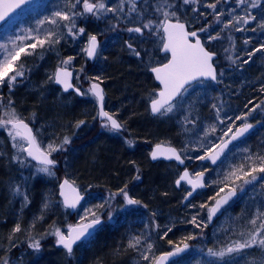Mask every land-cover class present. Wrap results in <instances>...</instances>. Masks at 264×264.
I'll return each instance as SVG.
<instances>
[{
	"label": "rangeland",
	"instance_id": "obj_1",
	"mask_svg": "<svg viewBox=\"0 0 264 264\" xmlns=\"http://www.w3.org/2000/svg\"><path fill=\"white\" fill-rule=\"evenodd\" d=\"M84 1L69 0L70 6L67 10L63 2L59 0H37L29 6L23 7L24 9L16 15L14 14L0 30V155H2V151L5 152L6 150L14 152L13 156L8 158L5 163L6 167L8 165L10 167V169H7L8 173L6 174L4 168L0 169V182L5 176L12 178L9 182L4 183L5 186L2 192L4 197L0 195V202L4 205L6 213H9L5 217L13 219L14 222H17L18 217L19 219L22 216L24 217L25 213L28 215L24 217L22 224L27 227L26 232L30 233L33 228L31 221H29V216L33 213L32 211L30 212V208L35 205V202L31 201V197L23 188L24 186H19L18 189V187L13 185L16 179L12 175L20 170V163L19 166L17 163L21 162L22 165L26 162L24 170H22L23 176L25 171L28 170L34 172V177L41 179L43 177H49V179L55 177L62 180L65 177L73 183L79 179L80 182H77L81 184V187L77 186L87 195L88 199L74 217L71 215V225H79L89 220L100 218L103 219L104 224L91 237L92 239L90 238L88 241L77 244L71 251L63 244L66 235H63L60 231L52 233L54 245L46 249L44 246H36L39 251L44 252L42 255L36 254L35 259L28 264H70V262H73V264H95V259L100 256L102 257L99 260L100 262L105 261L107 258L111 260L112 246L110 243L103 242L102 238H100V235L106 231L112 235L120 232V238H117L114 243L123 254L126 250L128 251V253H125L126 255L122 256L118 264H152L155 258L164 251L162 239L158 238L159 233L168 229V232L174 233L173 237L178 238L180 234L176 230L182 227L183 220H180L179 217H174L172 224L162 222V213L168 212L169 216V213L174 211L173 209L168 211L155 209V214L158 215V220L161 222L159 223L155 217L151 216L152 219L148 220V226L143 220L138 222H134L133 219L128 220V217H131L136 212L135 208L124 202L126 196L130 195V193L121 188L111 191L109 187L105 186V183L100 182V180L97 181V178L93 182L90 180L84 181L83 177L79 178V170L74 167L76 161L83 159V164L86 167H91L92 165L94 167V164L98 165V163L102 164L100 159L109 154V144L119 142L109 133V128L105 129L108 127L107 124V126H102L97 121L98 113L94 103L96 99L90 91L91 82L96 79L106 88L108 87L109 90H113V81L109 80L110 78L105 79L103 76L105 68H103L102 63L106 60V54L112 50L111 39L115 36L121 34L125 38L129 54L136 56L139 50L137 44L139 45L141 42L137 36L138 29L147 25L150 31H156L157 27L161 26L165 19L177 18L182 14H185L188 20L192 17L194 19L198 10L201 11L202 8L203 10L210 9L211 14L216 13V20L212 23L214 25L210 24L211 30H213L214 26L218 27L219 25L231 27V24L226 23L224 20L225 18H230L233 19L232 24L236 23L239 32L248 30L250 33L253 31L251 26L254 20V9L264 3V0H211L210 2H203V0H151L140 6L133 5L131 0H90L87 4L93 3L97 7L91 17L88 16L87 4ZM232 3H236L238 7L229 10L230 8L227 5ZM81 5L83 15L87 16H81ZM238 8H241V10ZM205 10V14H209ZM199 13L202 14V11ZM242 19L243 23H246L244 26L241 22ZM177 20L179 21L180 19ZM57 22L66 26L69 25L70 28L65 32L57 31ZM81 22H84L83 25L85 26H82ZM91 33L94 34L90 35ZM93 35H96L99 39L100 46L97 56L98 64L90 71L91 78L86 76L84 72H80V68L76 69L77 60L72 58L70 60L71 65L67 66L76 70L78 87L83 92V98L78 101L79 105L77 107H75L73 96L63 97L59 91L53 89L46 91L44 85L41 83L39 85V82L36 83L30 78L31 69H29L28 64L30 65L36 52L49 48L51 45H53L52 49H55L59 43L63 42L65 44V41H67V43L70 42L73 45L83 44L87 56L89 39ZM131 43H135V45H130ZM242 45L245 44L242 42ZM225 56L226 66L235 67L238 65L234 61L235 52L232 48L225 50ZM145 65V69L141 65L144 71H147L152 66L149 63ZM225 70V68L220 69L223 76L227 72ZM147 84L144 90L145 96L150 94L151 83L149 79ZM205 89L206 86L202 88L199 86L187 90L176 104L159 116V121L174 119L175 122L180 121V124L188 128L184 132L188 133L187 137H190V139L189 142L181 146V153L189 160L192 175L197 174L198 171H204L208 176L207 185L209 192L200 193L197 204L205 201L204 199L211 201L216 195L227 191L228 188L221 189L220 187L221 183L227 179L228 181L231 180L228 178L230 174L236 175L233 187H236L235 189H237L239 196L227 209L218 214L219 216L212 225L209 224V217V222H206L204 227L203 222L202 224L195 223L184 229L186 234L194 232L196 228L199 229V232L195 234H200L202 231L205 233L202 232V236L199 239L200 243L192 246L189 253L183 256V259L181 258L182 261L178 264H264V184H261L260 180L254 182L252 178L248 179L247 169L243 168V166L240 167L241 164L248 162L247 165L251 175L257 171L259 174L263 173L264 130L254 133V141L257 138L258 142L254 143L253 140H250L232 148L218 167L204 168L199 166L197 160L204 154L195 156L196 152L205 147L206 153H210L234 128V120L226 116H223L222 123L217 121L218 125H216V121L215 123L213 121L214 124L212 125H208L210 123L207 122L204 128L203 125H195L191 116V112H194V102L203 100L204 103L205 101L207 106L204 103L203 107L210 108L209 112H212V105H209L208 102L210 103L213 96L208 91V94H206ZM154 98L153 93L150 100L152 101ZM141 104L143 107V103ZM23 115H31L30 125L35 131L40 148L52 155L54 160L58 162H60L61 158L63 159L64 162L61 163L60 170L41 165L33 168L29 164L30 162L28 163L29 157L25 152L26 142L19 133L8 126L11 121L23 120ZM46 118H51L52 122ZM163 128H165L164 132L156 136V139L168 141L169 139L167 138L171 137V133L165 123ZM88 135L92 136L88 139ZM81 138H85L84 142L74 141V139L80 140ZM151 138L155 139V136H151ZM142 145L145 144L142 143ZM98 149H100V152L101 150H104V152H101L100 155ZM8 155L7 153L6 156ZM93 156L95 160L92 159ZM245 159L247 161H244ZM12 162L19 168L16 167L14 169ZM172 168V166L169 169L161 167L164 174L167 175L170 181H173L174 185L179 171L173 172ZM23 176H20V179H24ZM214 176L215 181H213ZM135 182L133 183L134 185ZM131 187L130 185L128 190ZM94 190H98L99 193L97 191L94 192ZM253 193L255 195H252ZM256 194L260 195V199L255 198ZM207 195L211 196V198ZM7 197H11V199L9 200ZM203 207H205L204 204L197 209L203 210ZM192 208L189 207L186 210L190 211ZM208 208L206 210L207 214L210 211V206ZM42 210L43 208L40 207V211ZM45 215L48 217L47 214ZM5 217L3 216V218ZM118 219H123V221L117 224L116 221ZM174 222H177V224L173 225ZM178 223H181V225ZM108 224L110 228L105 229ZM208 225H210V228L205 230ZM119 227L123 229L120 230ZM123 230L132 237L126 238L127 240L121 238ZM9 232L8 228L0 227V250L2 249V243L12 241V237H8L10 235L8 234ZM184 233L181 234L185 235ZM149 237L153 239L152 242ZM154 238L158 239V244L155 243ZM33 245L34 243L31 246L33 247ZM129 250L132 251L130 252ZM4 254L0 256V264H27V256L25 254L19 256L18 259H13L9 256H4L3 258ZM134 255H136V259H133Z\"/></svg>",
	"mask_w": 264,
	"mask_h": 264
},
{
	"label": "trees",
	"instance_id": "obj_2",
	"mask_svg": "<svg viewBox=\"0 0 264 264\" xmlns=\"http://www.w3.org/2000/svg\"><path fill=\"white\" fill-rule=\"evenodd\" d=\"M59 1L63 2L64 7H66L67 10L69 9V1ZM239 10H241V8ZM254 11V18L252 17L254 20L251 26L253 31L250 33L248 30L246 32L240 31L238 32L239 36L236 38V40L239 41V45L238 51L235 52L234 61L237 62L238 65L235 67L229 66V68H225V71H227L225 76L221 74L219 69L217 83H198L193 87L197 88L201 86L202 88L206 86V94L210 93V95L213 96L210 103L208 102L209 105H212V112H209L210 108L203 107L205 103V101L203 103V100L200 102H194L195 104L193 103L195 105L193 110L194 112H190L195 125H203L204 128L207 125V122L210 123L208 125H212L215 123V121L216 125H218L217 121L222 123L223 116H226L234 120V128L229 133V135L234 131L235 128L244 124L254 125L257 128L255 132L264 130V3H262L259 7H256ZM177 19L187 21L185 14L178 16ZM215 20L216 16L212 19V22H215ZM224 20L227 22V18ZM200 21H202V19H200ZM241 22L243 26L246 24L245 22L243 23V19ZM56 28L57 31L61 30L60 32H65L68 30V28H70V26H66L65 24L57 22ZM225 29L227 32H229L228 27H225ZM111 42L112 50L106 54V60L104 63H102V65L103 68H105V71L103 72L104 78H110L109 80L113 81L114 87L111 91L108 89V87L106 88L103 85L107 98L105 107L109 112L114 113L115 118L118 119V121L124 127V133L126 135L128 133V138L125 140L126 147H121L118 142H112L109 144L110 150L108 153L110 155L108 154L107 156H104L103 159H100L102 164L98 163V165L94 164V167L93 165L91 167H86L83 164L84 161H82V159L81 161L79 160L80 162L76 161L74 167L76 170H79L80 179L83 177L82 179L84 181L90 180L93 182L95 178H97V181H102L105 183V186L109 187L111 190L120 188V186L124 183L133 184L139 177H134L137 173L136 169L140 170L142 177H140L137 187H131L129 192L130 198L136 201L135 206L132 207L135 208L136 212H134L131 217L129 216L128 220L133 219L134 222L143 220L148 226V220L152 219L151 216L155 217V219L159 221L158 215L155 214V209H162L165 211L173 209L175 212L173 211L174 213H169V216L168 212L162 213V222L171 223L174 220V217H179L180 220H183L182 225L181 223H178L182 227L176 230V232H179L180 236H178V238L173 237L172 235H174V233L168 232V229L160 232L158 238L160 240L162 239L161 241L164 246L163 252L177 248L185 243L195 246L196 244L200 243L199 239L201 238L202 232L204 231H200V234H195L196 232H199V229L196 228L194 232H189L186 234L184 233V229L189 228V226L195 223L202 224L203 222L204 227L205 223H208L206 210L214 201L213 199H216L218 195H216V197H214L211 201H206V199H204L205 201L200 202V204H197L199 197L196 196L190 202L184 205L182 191L176 192L173 181H170L167 175L164 174L161 167H159L160 165L150 164V147L152 149L154 145L163 143L172 145L181 151V146L189 142L190 139V137H187L188 133L184 132V130L186 131L188 128L187 126L184 127L182 124H180V121L175 122L174 119H169V121L168 119H166V121H159L160 117H152L150 115L149 102L156 89V86L152 81L150 74L144 71L146 65L142 59V48H139L137 52L138 54L136 56L130 55L125 38L122 37L121 34L113 37ZM242 42L245 45H242ZM80 44L73 45L70 42L67 43V41H65V44L61 42L55 47V49H52L53 45H51L49 48H44L36 52L35 57L32 58L30 62V65L28 64L29 69H31L30 78H32L36 83L39 82V85L40 83L44 85L46 91L49 89L59 91V89L54 85V72L59 67L70 66V60L72 58L77 60L76 69L78 70L80 68V72H84L86 76L91 78L90 71H92L97 66L98 62L96 59L95 63H90L86 58L85 46ZM154 44L156 43L152 42L150 44V42L147 41L146 46ZM141 65L144 67V69ZM148 79L149 81L151 80V87L149 89L150 94L149 96H145L144 90L148 85ZM77 100H79V98ZM141 103H143V107H145L144 109ZM22 118L28 123L31 122V115H23ZM47 120L52 122L51 118H48ZM164 123L168 126L169 132L171 133V137L167 138L169 139L168 141L161 139L159 140V138L156 139V136L161 135L162 132H164ZM229 135L227 134L224 139H222V141L225 140ZM151 136H155V139L151 138ZM177 136L179 137L178 139ZM253 136L254 134L250 135L244 142L250 140H253L254 143L258 142L257 138L254 141ZM5 143L8 144L7 141H5ZM142 143L145 145H142ZM201 149H199V152H196L197 154H195V156L199 154L205 155L208 153H206L204 150L205 147H202ZM98 152L101 155V152H104V150H101L100 152V149H98ZM5 153H8L9 155L6 156ZM13 153L14 152H12V150L1 152L2 155H0V169L4 168L6 170V174L8 173L7 169H10V167L9 165L6 167L5 163L8 158L13 156ZM260 154L262 155V153ZM61 159L59 163L64 162L63 159ZM92 159L95 160V157L93 156ZM244 161L247 160L245 159ZM29 162L30 161H28V163ZM247 163L248 162L244 163L243 165L241 164L240 167L243 166V168L247 169L248 179L252 178L254 182L260 180L261 184H264V171L261 174H259L257 171L255 174L251 175ZM11 164H13L14 169H16L18 166L20 167H18L20 170H18L17 173L14 172L12 175L13 177L15 176L16 179L15 183H13L14 187H18L19 189V186H24L23 188H25L27 194L31 197V201L35 202V205L30 208V212L32 211L33 213L29 216V221H31L33 228L30 233L26 232L27 227L22 224L24 217L28 216L26 213L24 214V217H21L22 219H19L18 217L19 220L17 219V222H14L13 219H8V217H5L9 213H6L4 210V205H2L0 202V227L8 228L10 230L8 233L10 235L8 237H12L11 242L5 241V243H2L3 245L2 249L0 250V256L6 251L7 253L3 255V258L4 256H9L13 259H18L19 256L25 254L27 256L26 263L28 264L35 259L37 256L36 254L42 255L44 252L39 251L36 246H44L46 249L54 245L52 233H58L60 231L63 233V235L67 234L70 227L69 225L72 224V217L74 216L71 217L70 213L62 206L58 195L59 179H56L55 177L52 179H49V177H43L42 179L37 178L34 177L33 171L28 170L25 171L23 176L22 170H24L26 162H24L22 165L21 162H18V166L13 162ZM29 164H31L33 168H36V165L32 164L31 162ZM167 166L168 168L173 166L171 169L173 172L180 170L174 165ZM57 168L58 170L61 169L59 166ZM20 176H23L24 179H20ZM235 177L236 175L230 174L228 178L231 180L228 181L227 179L221 183L220 188H228V190L229 188L235 189L236 187H233V181ZM10 179L12 178L8 176H5V178L1 179L2 182H0V195L2 197H4L2 193L5 186L4 183L7 181L9 182ZM77 181L80 182V180L77 179L75 181L76 185L80 186L81 184H79ZM213 181H215V176L213 177ZM209 195L207 196L209 197ZM252 195H255V193ZM209 198H211V196ZM255 198L260 199V195L256 194ZM7 199L10 200L11 197H7ZM203 204L205 205L203 210L197 209ZM40 207L43 208L42 211H40ZM189 207H193L192 210H186ZM45 214H47L48 217ZM3 216L5 218H3ZM123 219H118L116 221L117 224L118 222L123 221ZM25 221L28 223L27 220ZM160 222L161 221H159V223ZM175 224H177V222L173 223V225ZM209 226L210 225L206 226L205 230H208L210 228ZM109 228L110 226L108 224V227L105 229ZM173 228H175V226H173ZM109 233H107V231L104 232L100 235V238H102L103 242L111 244V260L107 258L105 261L100 262L99 260L102 258L100 256L95 259V264H118V262L121 261L122 256L126 255L125 253H128L126 250V252L123 254L120 251V248L114 243L116 242L115 240L117 238H120L119 236L121 233H115L118 237H116L115 234L112 235ZM181 233H184L187 237ZM131 237L132 236L129 233H125L123 230V235L121 238L129 239ZM154 239L155 243H157L158 239ZM149 240L152 242L153 239L150 238ZM33 243L34 245L32 247L31 245ZM234 243H232V245H234ZM129 251L131 252L132 250ZM133 259H136V255L133 256ZM182 259L175 261L173 264L180 263ZM70 264H73V262H70Z\"/></svg>",
	"mask_w": 264,
	"mask_h": 264
},
{
	"label": "water",
	"instance_id": "obj_3",
	"mask_svg": "<svg viewBox=\"0 0 264 264\" xmlns=\"http://www.w3.org/2000/svg\"><path fill=\"white\" fill-rule=\"evenodd\" d=\"M34 1L37 0H0V27L19 10ZM133 1L139 3L143 0ZM93 10L94 7L90 6L89 11L93 12ZM163 32L166 39L163 53H169L171 59L164 66L151 70L155 80L160 85L157 97L150 102V111L155 117H158L165 108L176 102L188 87L199 81L217 82L218 77L217 69L214 65L217 55L207 51L202 46L201 41L197 40L198 42L195 44L189 43V38L194 37L195 34L192 36L189 34L186 23L168 20L164 24ZM99 46V40L96 37L91 38L87 56L89 61H95ZM73 80L74 71L72 69L62 67L56 69L54 75L55 85L60 87L65 93L75 92L78 95H82V91L74 86ZM90 89L98 101L99 120L108 121L110 127L114 130H122L120 123L105 111V92L103 86L100 83H93ZM8 126L18 132L26 142L27 147L25 152L34 164L47 167L58 166V163L53 161L50 154L39 147L30 124L19 120L9 122ZM254 130L255 128L249 125L237 128L226 141L207 155L202 160V163H210L213 167L217 166L231 146L243 141ZM151 160L153 162L160 160L176 162L181 168H184L186 164L176 148L162 144L153 147ZM180 181H185L191 186V192L185 197L184 204L190 202L199 191L207 189L205 174H200L195 179H192L187 171H183ZM58 195L63 207L69 210L71 215H75L85 201V195L66 178L62 179L59 183ZM237 198L238 191L236 189L226 191L218 197L210 210V222L212 223L216 216ZM101 224L102 220H97L70 227L67 237L63 240V244L71 251L72 247L90 236ZM190 249L191 246L185 244L162 253L154 264H171L188 254Z\"/></svg>",
	"mask_w": 264,
	"mask_h": 264
},
{
	"label": "flooded vegetation",
	"instance_id": "obj_4",
	"mask_svg": "<svg viewBox=\"0 0 264 264\" xmlns=\"http://www.w3.org/2000/svg\"><path fill=\"white\" fill-rule=\"evenodd\" d=\"M132 1V4L133 5H136V6H140V5H142L143 3H147L148 1H151V0H143V1H141V2H139V3H135L133 0H131ZM205 1H207V2H210L211 0H203V2H205ZM233 1V0H232ZM36 2V1H35ZM86 4L87 3H89L90 2V0H85L84 1ZM229 3H230V1H228ZM32 3H34V2H32ZM31 3V4H32ZM221 3H223L222 1H221ZM225 4V3H224ZM30 5V4H29ZM28 5V6H29ZM90 6H92V7H94V12H95V10H96V5L95 4H93V3H90V4H87L86 5V8H87V10H88V16L89 17H91L93 14L89 11V7ZM227 6H229V10H231V8L232 9H234V8H237L238 6L236 5V3H232V4H229V5H227ZM27 7V6H26ZM25 8V7H24ZM24 8H22L21 10H23ZM239 9V8H238ZM21 10H19L18 12H20ZM205 10V9H204ZM204 10H203V8H202V14L201 13H199V12H201V11H199L198 10V12H197V14H196V16H194L195 18H196V20H195V18L193 19V17L191 18V19H187V21H183V20H180V21H182V22H184V23H186V25H187V27H188V32H189V34H191V36L192 35H194L195 34V36L194 37H191V38H189V43H193V44H195V43H197L198 41H201V44H202V46L207 50V51H209V52H211V53H214V54H216L217 55V58L214 60V65H215V67H216V69H217V71L219 70V69H221V68H229V66H226V64H225V59H226V56H225V50H227L228 48L230 49V48H232L233 50H234V52H237L238 51V45H239V41L238 40H236V38L239 36L238 35V30H237V25H236V23L235 24H232L233 23V19H230V18H227V22L226 23H228V24H231L230 26L231 27H228V30H229V32H227L226 31V29H224V27L223 26H221V25H219L218 27H216V26H214V28H213V30H211L210 29V24H212V23H214V22H212V19L216 16V13H214V14H211L210 13V9H206L205 11L207 12V13H209V14H205V12H204ZM237 11V10H236ZM17 12V13H18ZM16 13V14H17ZM15 14V15H16ZM80 14H81V16L83 17V16H87V15H83V9H82V5H81V7H80ZM230 15V14H229ZM145 17V16H144ZM185 17H187V16H185ZM12 18V17H11ZM11 18H9V20L11 19ZM84 19H86V18H84ZM200 19H202V21H200ZM8 20V21H9ZM86 20H88V19H86ZM168 20H170V21H178L177 20V18H167V19H165L164 20V22H163V24L161 25V26H158L157 27V29H156V31H150L149 30V28H147V25H145L143 28H141V29H138V32H137V36L140 38V40H141V42L139 43V45L137 44V46H138V48H142V59H143V62H144V64H146V63H149V64H152V66L151 67H149L148 69H147V71L146 72H148L149 74H150V76H151V79H152V81L154 82V84H155V86H156V89H155V91H154V96H155V98L157 97V93H158V91L160 90V85L157 83V81L155 80V78H154V76H153V74L151 73V70L152 69H154V68H157V67H162V66H164L165 64H167L169 61H170V59H171V55L169 54V53H163V49H164V46H165V43H166V39H165V33L163 32V27H164V24L166 23V21H168ZM7 21V22H8ZM144 21H146V20H144ZM6 22V23H7ZM5 23V24H6ZM5 24H3L1 27H0V30H1V28L5 25ZM84 24V22H81V25L82 26H85V25H83ZM212 25H214V24H212ZM131 31H133L132 29H131ZM237 32V33H236ZM92 34H94V33H91L90 35H92ZM93 37H96L97 38V36L96 35H93V36H91V38H93ZM91 38L89 39V47H90V40H91ZM98 39V38H97ZM99 40V39H98ZM198 40V41H197ZM147 41H149L150 42V44L152 43V42H155L156 44H154V45H147L146 46V43H147ZM130 45H135V43H131ZM89 47H88V51H89ZM88 51H87V56H88ZM98 53H99V50H98ZM98 53H97V56H98ZM87 56H86V58H87ZM97 56H96V58H95V60L97 59ZM88 60V59H87ZM89 61V60H88ZM90 63H95V61L94 62H91V61H89ZM69 68H71V67H69ZM73 71H74V80H73V84H74V86L75 87H77V88H79L78 87V81H77V72L75 71V69L74 68H71ZM54 74H55V72H54ZM53 81H54V77H53ZM151 81V80H150ZM93 83H100V82H98V81H96V80H94L93 82H91V85L93 84ZM200 84V83H209V82H204V81H200V82H197V83H195L194 84V86L195 85H197V84ZM101 84V83H100ZM54 85H55V82H54ZM91 85H90V88H91ZM102 86H103V84H101ZM56 86V85H55ZM194 86H191V87H189L187 90H189V89H191V88H193ZM58 89H59V91H60V93L63 95V97H68V96H73L74 97V100H75V102H74V104L76 105V107L79 105L78 104V101L80 100V99H82L83 98V92H82V95H78L77 93H75V92H69V93H65L60 87H58V86H56ZM103 88H104V86H103ZM80 89V88H79ZM81 90V89H80ZM186 90V91H187ZM90 91H91V89H90ZM185 91V92H186ZM104 92H105V103H104V106H106V103H107V98H106V91H105V88H104ZM92 93V92H91ZM185 93H183L181 96H180V98L176 101V102H178L181 98H182V96L184 95ZM93 95V94H92ZM94 96V95H93ZM79 98V100H77ZM94 98H95V96H94ZM154 98V99H155ZM96 99V98H95ZM150 102H151V100H150ZM150 102H149V113H150V115L152 116V117H155V116H153L152 114H151V111H150ZM175 102V103H176ZM94 103H95V105H96V111H97V113H98V119H97V121H98V123H101L102 124V126H107L108 125V127H106L105 129H107V128H109V133L112 135V137L115 139V140H118L119 142V144H121V145H123V147L126 145V142H125V140L128 138V133H127V135L124 133V127L121 125V127H122V130H114L113 128H111L110 127V125H109V122L108 121H106V120H103V121H100L99 120V109H98V101H97V99H96V101L94 100ZM174 103V104H175ZM172 107V106H171ZM171 107H168V108H166L163 112H162V114L165 112V111H168ZM105 111H106V113L107 114H109L110 116H112V117H114L115 118V116H114V113H112V112H109L107 109H106V107H105ZM159 116H161V115H159ZM158 116V117H159ZM117 121H118V119H117ZM119 122V121H118ZM120 123V122H119ZM30 124V123H29ZM107 124V125H106ZM121 124V123H120ZM244 125H249V124H244ZM33 128V127H32ZM34 131V130H33ZM18 133V132H17ZM34 134H35V131H34ZM89 137H91V135H88V139H89ZM35 139H36V142H37V144H38V141H37V138H36V135H35ZM83 140H85V138H81L80 140H78V139H74V141L75 142H79V143H81V142H84ZM40 147V146H39ZM232 149V148H231ZM230 149V150H231ZM230 150H229V152H230ZM180 151V150H179ZM180 153H181V151H180ZM182 154V153H181ZM206 155V154H205ZM204 155V156H205ZM183 156V155H182ZM203 156V157H204ZM202 157V158H203ZM51 158L54 160V158L52 157V155H51ZM183 158H184V156H183ZM202 158H200L199 160H197L198 161V165L199 166H202V167H204V168H208V167H210V168H215V167H212L211 166V164L210 163H202ZM185 160H186V165H185V168H179L178 166H177V164L176 163H174V162H166V161H157V162H153L152 160H151V157H150V154H149V161H150V164H152V165H160L159 167H165V168H168V166L167 165H174L175 167L177 166L180 170H179V174H177L178 175V178H177V180L175 181V189H176V192H178V191H182V193H183V200L185 199V197L191 192V186L187 183V182H185V181H180V174L184 171V170H187L188 172H189V174H190V176L192 177V178H196L198 175H200L201 173H205L204 171H198L197 172V174H195V175H192L191 174V168H190V165H189V160L188 159H186V158H184ZM224 160V159H223ZM222 160V161H223ZM54 161H56V160H54ZM221 161V162H222ZM220 162V163H221ZM57 163H58V165H59V167L61 166V163H59L58 161H57ZM173 167V166H172ZM169 169V168H168ZM136 176H134V177H138L136 180V182H135V185L133 184H130V183H127V184H123V185H121L120 186V188L122 189V190H126L127 191V193H129L130 192V190H128V187L131 185L132 187H137V185H138V182H139V180H140V177H142L141 176V171L140 170H138V169H136ZM176 175V176H177ZM65 178V177H64ZM207 178H208V176H207V174L205 173V184H207ZM67 179V178H66ZM75 185H76V183H74ZM77 186V185H76ZM79 186V185H78ZM81 187V186H80ZM119 189V188H118ZM117 189H114V190H111V191H116ZM98 192V190H94V192ZM209 191V188H208V185H207V190H204V191H200V192H198L197 193V195L196 196H198L200 193H206V192H208ZM84 193V192H83ZM99 193V192H98ZM86 195V194H85ZM222 194H219L217 197H216V199H214V201L212 202V204L210 205V210H211V208H212V206H213V204L215 203V201L217 200V198L218 197H220ZM195 196V197H196ZM130 199V200H129ZM126 204H128L130 207H134L135 206V204H136V201L135 200H133V199H131L130 198V196L129 195H127L126 196V198H125V201H124ZM183 204H184V201H183ZM185 205V204H184ZM209 209V208H208ZM227 209V208H226ZM224 211V210H223ZM222 211V212H223ZM210 212V211H209ZM221 212V213H222ZM219 216V215H218ZM218 216H216V218L213 220V222L211 223H209L210 225H212L213 223H215V220L217 219V217ZM97 220H102V225L104 224L103 223V219L102 218H100V219H97ZM207 220H208V222H209V213L207 214ZM105 225H106V223H105ZM105 227V226H104ZM101 228V226L96 230V232L94 233V234H96L97 233V231L99 230ZM93 234V235H94ZM92 235V236H93Z\"/></svg>",
	"mask_w": 264,
	"mask_h": 264
},
{
	"label": "bare ground",
	"instance_id": "obj_5",
	"mask_svg": "<svg viewBox=\"0 0 264 264\" xmlns=\"http://www.w3.org/2000/svg\"><path fill=\"white\" fill-rule=\"evenodd\" d=\"M67 1H69V0H67ZM92 14L94 13V10H93V12H91Z\"/></svg>",
	"mask_w": 264,
	"mask_h": 264
}]
</instances>
